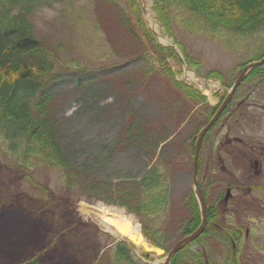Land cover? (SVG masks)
<instances>
[{"label":"rangeland","instance_id":"rangeland-1","mask_svg":"<svg viewBox=\"0 0 264 264\" xmlns=\"http://www.w3.org/2000/svg\"><path fill=\"white\" fill-rule=\"evenodd\" d=\"M38 3L30 21L56 63L45 91L70 171L40 157L24 160L0 136V230L7 228L3 215L16 210L40 230L28 250L0 248V263L36 256L39 264H123L115 255L123 242L137 264H165L200 225L193 226L191 209L198 135L243 68L264 54V29L209 36L190 28L182 7L158 14L154 0ZM261 77L249 75L252 84L204 141L198 179L213 209L206 233L178 255L180 264H195V253L214 264H264V157L256 166L240 151L244 143L264 147ZM155 165L169 183L167 204L155 215L131 212L139 211L141 182ZM109 212L131 218L144 245L107 229Z\"/></svg>","mask_w":264,"mask_h":264},{"label":"trees","instance_id":"trees-1","mask_svg":"<svg viewBox=\"0 0 264 264\" xmlns=\"http://www.w3.org/2000/svg\"><path fill=\"white\" fill-rule=\"evenodd\" d=\"M38 1L0 0V136L9 142L13 154L27 161L32 157H40L48 165L59 167L69 174L66 148L61 144L59 127L49 114L45 91L47 80L56 71V63L47 47L33 34L30 21L31 14L39 5ZM154 1L157 13L164 11L165 17L169 8L182 7L191 21L190 28L209 36L221 32L250 35L264 29V0ZM259 58L261 56L254 60ZM254 73L264 77V66L253 70L251 75ZM186 93L188 97H198L192 91ZM77 176L78 174H70L71 178ZM168 186L160 166H153L141 182L143 200L139 211L129 208L130 211L147 215L157 214L167 204ZM191 209L196 217L193 224L196 227L200 222V213L195 199L192 200ZM22 215L18 210L12 211L11 215H3L4 220L1 222L5 223L7 228L4 230L1 227L0 248L16 253L20 248L28 250L32 247L25 244L38 242V223L23 220ZM18 232H26V236L20 239L21 233L13 239L12 236ZM13 245L18 249L13 250ZM188 247L173 258L172 264H180L178 255L187 253ZM115 255L118 262L137 264L125 243L116 247ZM36 258L38 257L19 264H36ZM194 262L214 264L209 257L200 253H195ZM67 263L78 264L72 259Z\"/></svg>","mask_w":264,"mask_h":264},{"label":"water","instance_id":"water-1","mask_svg":"<svg viewBox=\"0 0 264 264\" xmlns=\"http://www.w3.org/2000/svg\"><path fill=\"white\" fill-rule=\"evenodd\" d=\"M264 64V58L258 62L252 63L250 65H248L244 71L242 72L240 78L238 79V81L236 82V85L234 86V89L232 90L231 94L229 95V97L227 98L225 104L221 107V109L219 110V112H217V114L215 115V117L208 123V125L200 132L199 134V138L197 141V145L195 147V152H194V160H193V181H194V185H195V193L196 196L198 198V201L200 203V208H201V213H202V223L200 225V227L190 236L186 237L185 239L181 240L180 242H178L174 248L169 252V254L166 256V264H169L171 258L177 253L179 252L181 249H183L186 245H188L190 242L194 241L197 237H199L206 225H207V207H206V203H205V199L201 193V190L199 188L198 185V181H197V176H198V164H199V158H200V152H201V146L203 143V139L206 135V133L214 126V124L217 122V120L219 119V117L221 116L223 110L225 109L226 105L228 104V102L230 101L232 94L234 92V90L236 89V87L241 83V81L243 80L244 76L253 68L260 66ZM153 252H155L156 254H162V250L160 249H155L152 248Z\"/></svg>","mask_w":264,"mask_h":264},{"label":"bare ground","instance_id":"bare-ground-1","mask_svg":"<svg viewBox=\"0 0 264 264\" xmlns=\"http://www.w3.org/2000/svg\"><path fill=\"white\" fill-rule=\"evenodd\" d=\"M110 214H113L112 218H105L104 217V225L109 229L110 231L119 232L120 234H126L127 236L134 241L136 244L144 245L142 236L139 234V226L135 223L133 224V221L131 218L124 216L123 214L115 215L114 213L109 212ZM103 216H106V214L102 213ZM114 227V230H112ZM111 232V233H112ZM115 236H119L117 233H113Z\"/></svg>","mask_w":264,"mask_h":264},{"label":"flooded vegetation","instance_id":"flooded-vegetation-1","mask_svg":"<svg viewBox=\"0 0 264 264\" xmlns=\"http://www.w3.org/2000/svg\"><path fill=\"white\" fill-rule=\"evenodd\" d=\"M238 98H239V97H238ZM234 100H237V97H234V98H233V100L231 101V103L228 105V107H227L226 110L224 111L222 117H224L225 115H229V114H230L229 109L232 107V103L234 102ZM242 100L246 102L248 99H247V97H246V99H242ZM221 104H222V102H220V103L216 106V110H214V112L212 111V113L210 114V119L213 117V115L216 113V111L220 109ZM241 105H242V101H241V102L239 103V105L237 106V109H239ZM222 117H221V119H222ZM210 119H209V120H210ZM221 119H220V120H221ZM220 120H219V121H220ZM219 121H218V123H219ZM218 123L215 125L214 128H216V126L218 125ZM214 128H213V129H214ZM212 131H213V130H212ZM212 131H211V132H212ZM235 139H236L235 142H237V143H239V144H242V143H243L242 140H240V139H238V138H235ZM242 145H244V147H242L241 150H240V151L242 152V155H243L244 157L249 158L250 161H252L253 158H254V164H255L256 166H259V160H260V158L262 159V158L264 157V147L262 148L261 151H256V150H254V147H253V146H247L245 143L242 144ZM245 149H247V150H245ZM252 153H253V154H252ZM257 153H258V157H259V159L255 158V154H257ZM230 191H231V190H230ZM229 195H230V194H229ZM226 200H228V198H227ZM222 201H223V200H222ZM210 207L213 209L212 206H210ZM209 220H210V218H209Z\"/></svg>","mask_w":264,"mask_h":264}]
</instances>
